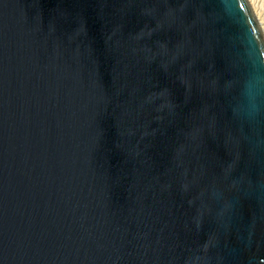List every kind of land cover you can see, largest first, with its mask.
<instances>
[{
	"label": "water",
	"instance_id": "1",
	"mask_svg": "<svg viewBox=\"0 0 264 264\" xmlns=\"http://www.w3.org/2000/svg\"><path fill=\"white\" fill-rule=\"evenodd\" d=\"M243 8L0 0V264H264Z\"/></svg>",
	"mask_w": 264,
	"mask_h": 264
},
{
	"label": "clouds",
	"instance_id": "2",
	"mask_svg": "<svg viewBox=\"0 0 264 264\" xmlns=\"http://www.w3.org/2000/svg\"><path fill=\"white\" fill-rule=\"evenodd\" d=\"M239 3L244 5L243 11L248 13L249 36L259 50L264 47L261 23L250 11L248 0H239ZM240 95L243 104L238 109L239 115L250 121L264 115V60L257 59L252 63L251 71L240 85Z\"/></svg>",
	"mask_w": 264,
	"mask_h": 264
},
{
	"label": "bare ground",
	"instance_id": "3",
	"mask_svg": "<svg viewBox=\"0 0 264 264\" xmlns=\"http://www.w3.org/2000/svg\"><path fill=\"white\" fill-rule=\"evenodd\" d=\"M248 3H249V6L251 7V9L253 11V14L255 15L256 19H258L260 21L261 26H262V34L264 35V16L262 15L263 17H261V15H260L261 13L259 14V12L257 11L258 9L257 10H254L255 9L254 8L255 6H254V3H253V0H248Z\"/></svg>",
	"mask_w": 264,
	"mask_h": 264
},
{
	"label": "rangeland",
	"instance_id": "4",
	"mask_svg": "<svg viewBox=\"0 0 264 264\" xmlns=\"http://www.w3.org/2000/svg\"><path fill=\"white\" fill-rule=\"evenodd\" d=\"M253 3H254V6H255L254 7L255 8L254 10H257L258 9L257 11L259 12V14L261 13L260 15H261V17H263L264 16V0H253Z\"/></svg>",
	"mask_w": 264,
	"mask_h": 264
}]
</instances>
